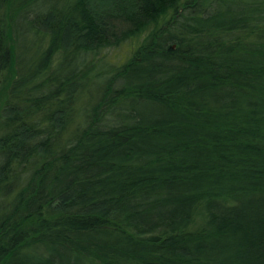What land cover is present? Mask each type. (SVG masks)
<instances>
[{"label":"trees","instance_id":"obj_1","mask_svg":"<svg viewBox=\"0 0 264 264\" xmlns=\"http://www.w3.org/2000/svg\"><path fill=\"white\" fill-rule=\"evenodd\" d=\"M0 264H264V0H0Z\"/></svg>","mask_w":264,"mask_h":264},{"label":"rangeland","instance_id":"obj_2","mask_svg":"<svg viewBox=\"0 0 264 264\" xmlns=\"http://www.w3.org/2000/svg\"><path fill=\"white\" fill-rule=\"evenodd\" d=\"M125 51V46H122V47H112L111 49H110V53L108 54V58L109 59H114V58H116L117 57V55L119 54V53H121V52H124ZM56 53H54V58L56 59ZM57 60V59H56ZM80 98H82V99H88V96L87 95H85V94H82L81 96H80ZM75 123L76 121L73 119V121L72 122H70L68 125H67V129H69L70 128V126L72 125V123Z\"/></svg>","mask_w":264,"mask_h":264},{"label":"bare ground","instance_id":"obj_3","mask_svg":"<svg viewBox=\"0 0 264 264\" xmlns=\"http://www.w3.org/2000/svg\"><path fill=\"white\" fill-rule=\"evenodd\" d=\"M58 146V145H57ZM54 150V149H53ZM52 151V150H51ZM54 153H55V151H54Z\"/></svg>","mask_w":264,"mask_h":264}]
</instances>
